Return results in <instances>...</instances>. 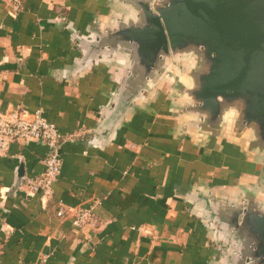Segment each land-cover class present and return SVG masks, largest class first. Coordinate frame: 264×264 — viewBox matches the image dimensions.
<instances>
[{
    "label": "crops",
    "instance_id": "crops-1",
    "mask_svg": "<svg viewBox=\"0 0 264 264\" xmlns=\"http://www.w3.org/2000/svg\"><path fill=\"white\" fill-rule=\"evenodd\" d=\"M110 14L108 0H0V115L41 111L63 137L48 200L24 186L43 172L44 145L15 141L0 155V264H213L217 246L185 188L228 190L253 178L239 148L207 155L176 135L167 91L112 136L97 135L112 72L62 71L80 56L72 31L86 35ZM59 205H93L95 226L73 227L56 216Z\"/></svg>",
    "mask_w": 264,
    "mask_h": 264
},
{
    "label": "water",
    "instance_id": "water-1",
    "mask_svg": "<svg viewBox=\"0 0 264 264\" xmlns=\"http://www.w3.org/2000/svg\"><path fill=\"white\" fill-rule=\"evenodd\" d=\"M108 1L110 15L86 35L72 31L80 56L63 78L112 72L100 137L167 91L178 137L207 155L239 148L253 178L228 190L185 188L182 197L217 246L213 264H264V0Z\"/></svg>",
    "mask_w": 264,
    "mask_h": 264
},
{
    "label": "built area",
    "instance_id": "built-area-1",
    "mask_svg": "<svg viewBox=\"0 0 264 264\" xmlns=\"http://www.w3.org/2000/svg\"><path fill=\"white\" fill-rule=\"evenodd\" d=\"M63 137L57 127L47 121L41 111L28 115L21 111H10L0 115V155L7 152L12 142H37L44 145L49 153L43 160V172L25 180V188L31 195H40L41 199H50L53 184L61 172L59 148ZM58 218L70 216L73 227L78 229L95 226L94 206L87 208H67L59 205Z\"/></svg>",
    "mask_w": 264,
    "mask_h": 264
},
{
    "label": "clouds",
    "instance_id": "clouds-1",
    "mask_svg": "<svg viewBox=\"0 0 264 264\" xmlns=\"http://www.w3.org/2000/svg\"><path fill=\"white\" fill-rule=\"evenodd\" d=\"M188 58H190L193 61V64H195L196 56L194 53H187L186 54Z\"/></svg>",
    "mask_w": 264,
    "mask_h": 264
}]
</instances>
